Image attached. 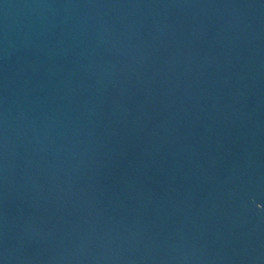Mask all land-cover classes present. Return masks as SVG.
<instances>
[{"label":"water","instance_id":"95a60500","mask_svg":"<svg viewBox=\"0 0 264 264\" xmlns=\"http://www.w3.org/2000/svg\"><path fill=\"white\" fill-rule=\"evenodd\" d=\"M0 264H264V0H0Z\"/></svg>","mask_w":264,"mask_h":264}]
</instances>
